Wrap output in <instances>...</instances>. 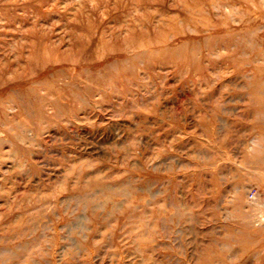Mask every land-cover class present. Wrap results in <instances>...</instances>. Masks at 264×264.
Masks as SVG:
<instances>
[{"label": "rangeland", "instance_id": "rangeland-1", "mask_svg": "<svg viewBox=\"0 0 264 264\" xmlns=\"http://www.w3.org/2000/svg\"><path fill=\"white\" fill-rule=\"evenodd\" d=\"M0 264H264V0H0Z\"/></svg>", "mask_w": 264, "mask_h": 264}]
</instances>
